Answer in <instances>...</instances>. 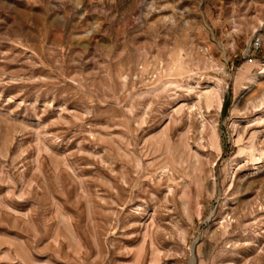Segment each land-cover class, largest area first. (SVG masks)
<instances>
[{
  "label": "rangeland",
  "instance_id": "1",
  "mask_svg": "<svg viewBox=\"0 0 264 264\" xmlns=\"http://www.w3.org/2000/svg\"><path fill=\"white\" fill-rule=\"evenodd\" d=\"M0 264H264V0H0Z\"/></svg>",
  "mask_w": 264,
  "mask_h": 264
},
{
  "label": "bare ground",
  "instance_id": "2",
  "mask_svg": "<svg viewBox=\"0 0 264 264\" xmlns=\"http://www.w3.org/2000/svg\"><path fill=\"white\" fill-rule=\"evenodd\" d=\"M212 89H214V88H212ZM216 92L213 91V90H209V91L204 92L202 95L205 98V100L207 101L208 105L212 104L217 109H219L221 107V100L222 99L219 96V94H217ZM211 143H212L213 146H215L216 149H218L217 136L214 133L212 134V137H211ZM156 145H157L158 150H162L163 149V150L168 151V152H171L173 150L172 144L170 142V139L168 137V134H167L166 130L159 137ZM250 150H251V153H252V151H253L252 145H250ZM239 152L240 153L244 152V147L243 146L239 147Z\"/></svg>",
  "mask_w": 264,
  "mask_h": 264
},
{
  "label": "built area",
  "instance_id": "3",
  "mask_svg": "<svg viewBox=\"0 0 264 264\" xmlns=\"http://www.w3.org/2000/svg\"><path fill=\"white\" fill-rule=\"evenodd\" d=\"M262 42H263V40L261 38L256 39L255 44H254V48L258 49L261 46ZM248 59H249V61H251L252 57L249 56Z\"/></svg>",
  "mask_w": 264,
  "mask_h": 264
}]
</instances>
